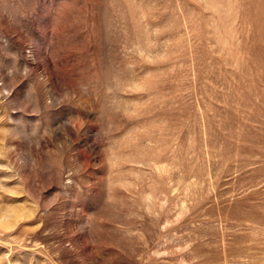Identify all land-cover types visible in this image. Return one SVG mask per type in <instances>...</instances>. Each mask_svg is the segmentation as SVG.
<instances>
[{
    "label": "rangeland",
    "instance_id": "1",
    "mask_svg": "<svg viewBox=\"0 0 264 264\" xmlns=\"http://www.w3.org/2000/svg\"><path fill=\"white\" fill-rule=\"evenodd\" d=\"M0 264H264V0H0Z\"/></svg>",
    "mask_w": 264,
    "mask_h": 264
}]
</instances>
